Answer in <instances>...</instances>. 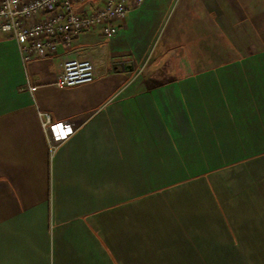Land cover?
<instances>
[{"label":"crops","instance_id":"0c3cea01","mask_svg":"<svg viewBox=\"0 0 264 264\" xmlns=\"http://www.w3.org/2000/svg\"><path fill=\"white\" fill-rule=\"evenodd\" d=\"M117 23L27 63L0 34V264H264V0Z\"/></svg>","mask_w":264,"mask_h":264},{"label":"built area","instance_id":"2783aa9c","mask_svg":"<svg viewBox=\"0 0 264 264\" xmlns=\"http://www.w3.org/2000/svg\"><path fill=\"white\" fill-rule=\"evenodd\" d=\"M144 0H0V34L11 36L19 45L24 63L55 55L58 47L70 48L83 32L99 30L105 37L117 31L123 20ZM95 80V67L88 59L72 58L64 62L56 85L67 88ZM35 86H29L34 91ZM45 131L53 124L61 140L73 133L67 122H52L40 112ZM55 146L51 145L54 151Z\"/></svg>","mask_w":264,"mask_h":264}]
</instances>
